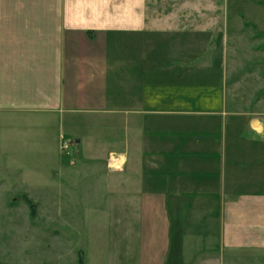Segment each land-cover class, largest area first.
Instances as JSON below:
<instances>
[{"label":"crops","instance_id":"0c3cea01","mask_svg":"<svg viewBox=\"0 0 264 264\" xmlns=\"http://www.w3.org/2000/svg\"><path fill=\"white\" fill-rule=\"evenodd\" d=\"M172 2L184 0H0V117L30 118L79 155L107 147L111 173L136 153L131 186L118 188L139 200L138 264L264 253V137L250 114L224 120L202 95L218 51L206 75L193 65L228 26L174 14ZM84 118L85 131L103 122L119 134L81 139Z\"/></svg>","mask_w":264,"mask_h":264},{"label":"rangeland","instance_id":"374dc122","mask_svg":"<svg viewBox=\"0 0 264 264\" xmlns=\"http://www.w3.org/2000/svg\"><path fill=\"white\" fill-rule=\"evenodd\" d=\"M172 3H182L174 14L203 17L215 28L217 18L228 26L223 30L220 23L215 37L204 40L202 59L193 64L206 75L218 51L220 65L203 79L202 95L213 99L211 106L216 115L226 114L224 120L230 113L250 114L264 137V0ZM31 120L22 124L23 119L0 117V264H78L79 258L84 264H138L139 200L127 198L134 196L129 188H118L131 186L127 180L132 179L136 153L128 152L123 174L111 173L105 166L107 147L84 156L67 142L62 151L57 132L38 129ZM84 120L74 124L81 139L84 134L96 140L119 134L101 120L85 131ZM200 120L205 117L191 121L198 125ZM98 156L99 161L90 163ZM191 264H264V253L221 250Z\"/></svg>","mask_w":264,"mask_h":264},{"label":"built area","instance_id":"2783aa9c","mask_svg":"<svg viewBox=\"0 0 264 264\" xmlns=\"http://www.w3.org/2000/svg\"><path fill=\"white\" fill-rule=\"evenodd\" d=\"M61 148H62V149H67V144H66L65 142H63V143L61 144Z\"/></svg>","mask_w":264,"mask_h":264},{"label":"bare ground","instance_id":"6f19581e","mask_svg":"<svg viewBox=\"0 0 264 264\" xmlns=\"http://www.w3.org/2000/svg\"><path fill=\"white\" fill-rule=\"evenodd\" d=\"M254 128H255L256 130H258V131L261 130V128H260V127H257V125H254ZM120 164H121V163H120Z\"/></svg>","mask_w":264,"mask_h":264},{"label":"trees","instance_id":"16d2710c","mask_svg":"<svg viewBox=\"0 0 264 264\" xmlns=\"http://www.w3.org/2000/svg\"><path fill=\"white\" fill-rule=\"evenodd\" d=\"M78 264H84L83 261L81 260V258H79Z\"/></svg>","mask_w":264,"mask_h":264}]
</instances>
